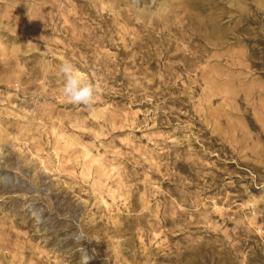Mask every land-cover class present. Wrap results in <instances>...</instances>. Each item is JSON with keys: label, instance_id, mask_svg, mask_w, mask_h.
I'll return each instance as SVG.
<instances>
[{"label": "rangeland", "instance_id": "obj_1", "mask_svg": "<svg viewBox=\"0 0 264 264\" xmlns=\"http://www.w3.org/2000/svg\"><path fill=\"white\" fill-rule=\"evenodd\" d=\"M85 256L264 264V0H0V264Z\"/></svg>", "mask_w": 264, "mask_h": 264}, {"label": "clouds", "instance_id": "obj_2", "mask_svg": "<svg viewBox=\"0 0 264 264\" xmlns=\"http://www.w3.org/2000/svg\"><path fill=\"white\" fill-rule=\"evenodd\" d=\"M57 76L63 80L62 93L67 102L75 105H92L98 90L71 61L65 60L59 65ZM82 259L86 264L87 257L85 256Z\"/></svg>", "mask_w": 264, "mask_h": 264}]
</instances>
